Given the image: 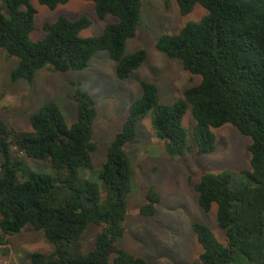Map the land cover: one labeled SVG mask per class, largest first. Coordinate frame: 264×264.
Instances as JSON below:
<instances>
[{"label":"trees","instance_id":"trees-1","mask_svg":"<svg viewBox=\"0 0 264 264\" xmlns=\"http://www.w3.org/2000/svg\"><path fill=\"white\" fill-rule=\"evenodd\" d=\"M53 9L70 0H38ZM98 17L118 18L95 36L81 31L92 24L82 15L60 16L43 25V38L33 40L37 9L31 0H5L0 4V48L15 57L13 80L32 82L44 68L53 71L83 70L94 54L105 50L117 62V75L126 79L147 58L145 48L126 54L129 38L136 35L143 0H89ZM184 15L201 4L206 13L187 22L178 33H164L157 47L184 68L200 75L198 84L184 90L173 103L160 100L159 88L142 81V95L130 106L122 129L107 149L100 171L101 182L82 181L81 169L92 163L97 149L94 122L98 111L93 95L76 83L77 119L69 124L55 101H47L30 116L31 132L11 128L0 117V243L32 224L42 230L55 249L49 255L35 251L23 264H150L121 245L125 233L133 168L126 145L138 136V124L153 113L156 136L172 156L190 150L183 120L191 107L196 124L192 137L197 154L212 153L217 142L213 128L234 125L251 138V169L247 180L233 183V173L207 172L196 183L198 203L204 211L217 205V223L226 240L217 239L206 224L192 228L201 246L192 264H264V0H176ZM29 157L47 159L57 172L27 169L11 155V144ZM161 201L150 186L140 206L144 216H154ZM102 227L94 247L80 248L81 235L90 225ZM6 253V250H1Z\"/></svg>","mask_w":264,"mask_h":264},{"label":"rangeland","instance_id":"rangeland-1","mask_svg":"<svg viewBox=\"0 0 264 264\" xmlns=\"http://www.w3.org/2000/svg\"><path fill=\"white\" fill-rule=\"evenodd\" d=\"M37 9L33 40L43 38V25L60 16L70 19L88 16L92 24L81 31V36L100 34L110 22L118 18L108 14L98 17L95 3L89 0H70L49 8L38 0H31ZM6 9L5 0H0ZM206 13L205 7L196 4L189 14H182L176 0H143L141 21L136 35L127 40L126 54L145 48L147 58L130 77L117 75V62L105 50L98 51L83 70L53 71L44 68L37 72L32 82L13 80L11 72L17 59L0 48V117L18 131L31 132L30 116L47 101H55L66 120L72 124L77 119V102L74 98L76 83L88 90L96 101L98 111L94 122V141L97 149L92 152V163L82 168L81 179L101 182L100 171L106 161L107 149L122 129L131 104L142 95V81L154 82L159 88L160 100L173 103L183 98L184 90L201 80L200 75L186 70L179 59L170 58L157 47L158 38L164 33L175 34L189 21H198ZM153 113L138 124L136 141L126 145L133 168V186L129 196L128 214L124 222L125 233L121 245L133 254L144 256L150 264H192L201 253V246L192 228L194 222L208 225L221 242L226 240L225 231L217 223V205L204 211L198 203L196 183L207 172L229 170L233 183L242 185L247 175L242 171L251 169V138L227 123L213 128L217 147L212 153L197 154L192 132L196 124L191 107L183 123L188 130L192 145L183 154L172 156L165 142L160 140L152 126ZM11 155L35 172L57 173L47 159H35L21 151L13 142ZM1 166V157H0ZM153 186L160 194L154 216H144L140 206L145 201V191ZM101 226L90 225L81 235L80 248L87 253L94 247ZM7 244L0 243V264H23L30 255L39 251L49 255L54 251L42 230L27 224L17 234L8 236ZM1 250H6L4 254Z\"/></svg>","mask_w":264,"mask_h":264}]
</instances>
